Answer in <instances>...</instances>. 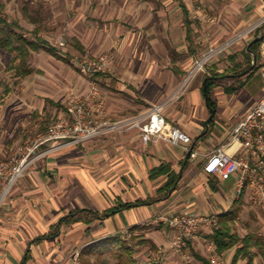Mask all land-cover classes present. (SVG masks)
Masks as SVG:
<instances>
[{
	"label": "rangeland",
	"instance_id": "374dc122",
	"mask_svg": "<svg viewBox=\"0 0 264 264\" xmlns=\"http://www.w3.org/2000/svg\"><path fill=\"white\" fill-rule=\"evenodd\" d=\"M229 1L0 0V18L7 19L11 23L16 22L20 26L18 31L26 40H42L62 55L60 58L56 57L46 49L32 52L28 65L33 69V74L25 79H17L14 72L9 70L11 63L14 62V55L0 47V164L11 162L27 145L45 134L54 122L65 116V109L54 107L51 101L65 107L68 99L88 93L90 84L76 67L77 61L94 62L108 54L114 57L113 63L106 66L105 71L95 77L105 99V115L107 110L111 114L110 119L105 115L103 118L111 122L128 117L129 114H122V100L134 106L140 105V102L144 104L145 98L151 100L150 104L142 106V110H149L161 104L167 107L170 102L173 104L182 98L197 80L203 84L206 78H210L208 75L212 73L214 67L226 74L217 77L212 94L214 101L219 104L220 100L223 101L226 97V89L237 86L238 80H245L246 77V75L236 76L227 72L233 68L229 57L237 53L239 60H242L241 51L246 48L248 41L254 37L264 36V17L251 22L237 34L227 36L213 45H207L209 46L207 50L199 54L196 60L185 68L187 74L183 76L179 87L172 86L168 89L167 86L173 85V78L176 77L173 68L174 60L180 59L179 50H182L184 45L188 48L185 41L187 29L183 5L189 12L195 41L204 36L213 41L215 26L238 21L237 15L226 11L225 5ZM209 18L215 23H207ZM259 25L261 28L256 33L239 40L227 55L213 60L205 72L198 73L194 81L190 82L191 84L184 85L189 72L206 52ZM263 82V76L256 73L245 89L250 94L256 95L263 87ZM6 88H10L9 94ZM216 121V137L219 138L221 132H224L222 125L228 124L230 119L229 116L226 117L224 124L218 122L219 117ZM214 141L218 140L214 138L211 142ZM209 143H205V147L210 146ZM81 153L84 155L86 152ZM46 156L28 169L24 177L14 185L4 202L15 193L20 184L30 188V184L33 185V183L35 189L46 191L45 194L51 200L66 194V199L71 200L75 205L74 202L77 199L78 207L86 205L104 210L112 206L117 197L122 196V169H110L105 171L104 175L101 172L97 176V185L88 186L87 182H80L77 191L74 190L70 194L68 190L61 196L57 186L60 175L54 170L55 165L48 161L53 154L49 153ZM82 167V170L78 172L86 175L88 173L85 171L86 163ZM221 187L224 192L236 196V180L233 178L221 183ZM182 215L184 214H179V216ZM179 216L175 214L171 217L161 214L157 219L140 225L142 230L135 234L138 239L135 240L134 246L138 252L136 257L141 264H148L152 259L159 258L167 264H202L194 257V252L201 254L211 264H213L212 256L216 260L215 264H232L235 251L219 256L215 244L209 239V235L215 231L211 228L199 230L196 239L190 241L192 247L188 244L182 252L177 251L172 245L177 232L169 225L168 219ZM113 226L109 224L108 227L111 229ZM105 229L104 224L98 221L90 226L80 224L67 227L58 240L60 244H63L64 254H69L74 261L73 264L78 253V264H82V260L90 264H117V261L109 254L102 258L97 255L83 256L82 254L84 250L94 248L109 236L106 235L108 233ZM235 231L241 237L254 234L264 240V211L248 201L242 209ZM113 235L126 236L129 240L132 237L130 229L118 234L115 232ZM141 240H148L149 243L136 246ZM212 245L215 248L211 249ZM153 246L159 250L157 251ZM54 248L40 252L41 257L47 258L50 264H55V259L52 258L55 254ZM254 252L258 251L254 250ZM240 264H246V261ZM255 264H264L259 254Z\"/></svg>",
	"mask_w": 264,
	"mask_h": 264
},
{
	"label": "crops",
	"instance_id": "0c3cea01",
	"mask_svg": "<svg viewBox=\"0 0 264 264\" xmlns=\"http://www.w3.org/2000/svg\"><path fill=\"white\" fill-rule=\"evenodd\" d=\"M225 8L226 11L237 15L238 21L215 26L213 41H210L209 38L206 39L205 36L195 41V36L190 37L186 30L185 41L188 48L187 45H184L182 50H179V61L174 60L173 72L176 77L173 78V85L167 86L168 89L172 86L179 87L183 76L187 74L185 68L189 67L199 54L207 50L209 47L207 45H213L227 36L237 34L240 29L251 22L264 17V0H230ZM258 38L250 39L245 49L250 50L252 47L250 44ZM261 39L262 44L258 49L261 55L259 63L261 69L257 73L263 76L264 36ZM235 54L237 53L232 55ZM252 56L254 57L253 54ZM240 62H243V59H240ZM220 73L223 72L220 71ZM207 79L203 84L197 80L182 98L173 104L170 102L163 112L168 124L180 128L193 140V148L199 154L196 159H191L190 153L183 146L169 145L164 142L146 144L136 130L123 132L120 135H106L86 143L65 146L50 153L53 156H50L48 161L55 165L56 169L54 170L60 175L57 186L61 196L68 190L70 194L74 190L77 191L80 182H87L88 186L97 185V176L101 172L104 175L105 171L110 169H122V196L117 197L112 206L99 210L86 205L78 207V200L75 199L74 205L71 200L66 199V194L51 200L45 194L46 191L35 189L34 183L30 184V188L20 184L0 210V264H50L47 258L41 257L40 252L52 247H55V254L52 256L55 259V264H73L74 261L69 254H64L63 244H60L58 238L67 227L83 224H61L62 219L80 210L105 214L120 202L133 204L129 209L121 210L102 220H96V222L104 224L108 237L114 236L115 232L118 234L121 231L140 226L144 222L157 219L161 214L172 217L175 214L179 216V214L188 213H214L221 216L230 212L236 200L235 195L224 192L221 187V183L227 181H221L216 176L206 174L202 169V164L207 153L229 142L233 127L263 95L264 82L263 87L256 95L250 94L245 89L252 78L237 93H225V99L220 100L217 104L214 124L209 126L213 120L209 121L212 110L209 108L204 91ZM236 85H239V82ZM150 101L145 98L144 104L140 102L138 105L140 107H138L122 100V114H129L128 117L145 114L151 109L142 110V106L150 104ZM55 105L54 107H59L56 102ZM110 115L107 110L105 117L110 119ZM228 116L230 122L222 125L224 132H221L219 138L216 137L217 117H219L218 122L222 124ZM207 133H209L208 136L203 138ZM214 138L218 141L211 142ZM205 143H209L210 146L205 147ZM80 151L86 153L83 155ZM227 151L236 156L240 148L232 146ZM84 163L87 165L85 171L88 173L86 175L78 172L82 170ZM164 164L178 175L175 188L168 194L161 189L168 183L169 176L162 175L152 178V172ZM233 179L236 180V177ZM31 189L35 190L31 191ZM109 224L114 226L110 229Z\"/></svg>",
	"mask_w": 264,
	"mask_h": 264
},
{
	"label": "built area",
	"instance_id": "2783aa9c",
	"mask_svg": "<svg viewBox=\"0 0 264 264\" xmlns=\"http://www.w3.org/2000/svg\"><path fill=\"white\" fill-rule=\"evenodd\" d=\"M207 21L215 23L211 18ZM260 28V25L250 28L235 39L211 48L197 60L184 85H188L198 73L205 72L213 60L227 55L239 40L251 36ZM113 59L114 57L108 54L94 62H75L76 67L88 79L90 84L88 93L68 99L65 103V116L54 122L38 140L27 145L11 162L0 164V207L14 185L36 161L62 147L86 143L111 133L136 130L146 144L164 142L183 146L190 153L191 159L199 156L193 148V140L180 128L168 124L163 114L166 108L164 104L154 106L148 113L137 117L115 122L103 118L106 111L105 99L95 77L103 73L105 67L113 63ZM262 74L264 78V69ZM232 146L240 148L236 156L227 151ZM202 169L206 174L216 176L221 181H229L236 177L235 200L244 199L252 202L264 211V93L233 127L229 142L205 155ZM219 217L220 215L214 213H188L168 219L169 225L177 232L173 247L182 252L190 241L196 239L199 230L204 228L217 230ZM213 247L215 248L212 245L211 249ZM76 255L75 264H78L79 253ZM211 261L213 264L216 263L213 256Z\"/></svg>",
	"mask_w": 264,
	"mask_h": 264
},
{
	"label": "trees",
	"instance_id": "16d2710c",
	"mask_svg": "<svg viewBox=\"0 0 264 264\" xmlns=\"http://www.w3.org/2000/svg\"><path fill=\"white\" fill-rule=\"evenodd\" d=\"M183 10L186 15V28L188 34L191 37L193 35L192 25L189 21V12L187 8L183 5ZM20 26L16 22H9L7 19L0 18V47L14 55V62L11 63L10 71L14 72V75L17 79H25L33 74V69L28 65V59L32 52H37L40 49H46L50 54L59 57L58 51L54 48H50L48 44L42 40L29 41L26 40L23 35L18 31ZM262 40V39H261ZM253 43L250 50L245 49L242 52L243 62H240L238 54L231 55L229 57L233 68L228 70V73L234 74L236 76H241L247 70H250L253 61L256 59V67L248 75H246L245 80L239 79V85L232 88L226 89V93L235 94L240 89L243 88V85L253 77L258 71H260L261 66L259 65L261 55L258 51L259 46L262 44V41ZM254 55V57L252 56ZM62 57V55H61ZM208 77L212 79L207 83V99L210 110L217 111V103L214 101L212 94L215 88L217 77H222L226 75L225 72L220 73L218 69L214 67ZM6 92L9 94L11 92L10 88H6ZM205 96V94H204ZM53 106L55 102L51 101ZM59 107L65 109L64 106L58 104ZM214 124V120L210 123L209 126ZM205 135L203 138L208 136ZM162 175H168V183L161 189V191L168 194L172 191L177 183L178 175L171 171L170 167L163 165L160 168H157L152 172V178H156ZM246 204V200L242 199L236 201L233 208L227 214L221 215L219 218V228L213 231L209 235V239L215 244L217 253L219 256H223L226 253L234 250L232 264H240L243 261H246V264H255V259L259 254L264 261V240L257 237L254 234H249L245 237H241L236 231L235 227L240 219V214L243 207ZM133 204H125L120 202L116 207L111 208L105 214H99L87 210H80L72 213L69 217L61 220V224L65 223L67 225H75L77 223H83L87 226H90L96 220H102L103 218L110 217L115 215L121 210H126L132 207ZM142 230L141 226L133 227L130 229V234L132 235L129 240L126 236L114 235L105 238L100 241L97 246L87 248L83 251V256L85 255H97L101 257L109 254L113 257L117 264H141L137 259V250L134 246V242L138 237L135 235L138 231ZM149 243L148 240L139 241L136 246L144 245ZM192 247V244L189 242ZM157 251L159 250L153 246ZM254 250L258 251L257 253ZM194 257L198 259L202 264H211L205 257L201 254L194 252ZM82 264H90L86 260H82ZM148 264H167L161 258L152 259Z\"/></svg>",
	"mask_w": 264,
	"mask_h": 264
},
{
	"label": "water",
	"instance_id": "95a60500",
	"mask_svg": "<svg viewBox=\"0 0 264 264\" xmlns=\"http://www.w3.org/2000/svg\"><path fill=\"white\" fill-rule=\"evenodd\" d=\"M261 38H262V37H259V38L256 39L253 43L259 42V41L261 40ZM253 43L250 44V47L253 45ZM255 67H256V59L254 60L251 69H250L249 71L245 72L244 74H242L241 76L249 74L251 71H253V70L255 69ZM211 79H212V78H208V79L205 81V88H204V91H205L206 97L208 96V94H207V86H206V85H207V82H208L209 80H211ZM215 116H216V111L212 110V115H211V118H210L209 121H212V120L215 118Z\"/></svg>",
	"mask_w": 264,
	"mask_h": 264
}]
</instances>
